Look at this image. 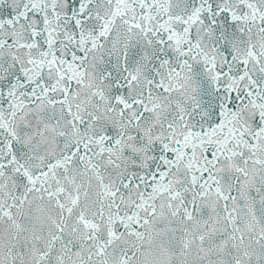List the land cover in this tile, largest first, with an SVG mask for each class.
<instances>
[{
	"label": "snow or ice",
	"instance_id": "snow-or-ice-1",
	"mask_svg": "<svg viewBox=\"0 0 264 264\" xmlns=\"http://www.w3.org/2000/svg\"><path fill=\"white\" fill-rule=\"evenodd\" d=\"M0 264H264V0H0Z\"/></svg>",
	"mask_w": 264,
	"mask_h": 264
}]
</instances>
